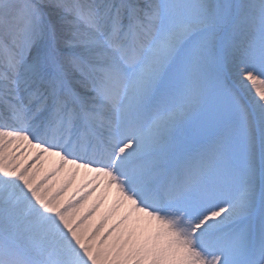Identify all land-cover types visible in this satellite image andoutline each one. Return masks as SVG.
I'll return each instance as SVG.
<instances>
[{"label":"snow or ice","instance_id":"obj_1","mask_svg":"<svg viewBox=\"0 0 264 264\" xmlns=\"http://www.w3.org/2000/svg\"><path fill=\"white\" fill-rule=\"evenodd\" d=\"M0 264H264V0H0Z\"/></svg>","mask_w":264,"mask_h":264}]
</instances>
